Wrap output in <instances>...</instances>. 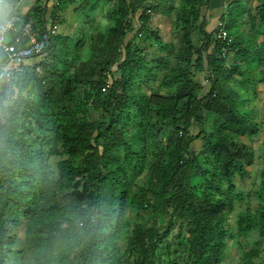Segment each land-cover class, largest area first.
<instances>
[{"label":"trees","instance_id":"trees-1","mask_svg":"<svg viewBox=\"0 0 264 264\" xmlns=\"http://www.w3.org/2000/svg\"><path fill=\"white\" fill-rule=\"evenodd\" d=\"M159 4L93 0V7H73L79 27L87 25L76 37L53 33L54 19L47 29L48 11L38 3L26 10L49 40L38 63L13 81V99L0 101V264H16L30 250L32 264H222L231 239L252 242L237 264H264L254 260L264 241V169L255 208L237 213L233 232L226 227L242 199L235 180H244L255 157L240 137L254 135L259 124L237 102L255 79L264 85V39L257 45L252 33L238 30L243 0H229L220 17L229 39L222 55L218 25L208 31L202 11L208 0H179L178 42L165 44L159 29L148 28ZM107 6L101 32L93 14ZM251 22L253 33L264 35V0H255ZM129 35L163 53L146 60ZM204 72L206 93L195 80ZM50 157L59 158L55 170ZM130 207L166 214L165 230L130 223ZM22 226L17 244L13 231ZM174 228L172 245L165 238Z\"/></svg>","mask_w":264,"mask_h":264},{"label":"rangeland","instance_id":"rangeland-1","mask_svg":"<svg viewBox=\"0 0 264 264\" xmlns=\"http://www.w3.org/2000/svg\"><path fill=\"white\" fill-rule=\"evenodd\" d=\"M4 1V0H3ZM8 1V0H5ZM17 0H13V2H16ZM179 0H160V4L158 5V8L156 12H154L153 15H151L150 22L148 24V28L150 29H159L160 36L162 37V43H177L178 39V33L174 29V19H175V11L174 7L178 4ZM1 4V3H0ZM73 7H69L66 11H64L62 14L57 15L56 19V34L63 35L66 37H76L78 34H82L85 29H87V25L79 27L78 24V13H74L72 11ZM111 6L107 7H101L97 10L96 13L93 14V20H94V26L97 27L98 31L104 32L107 26V12L110 10ZM171 8V9H170ZM173 8V10H172ZM163 10L164 12H161ZM224 10L227 11V7H224ZM50 24V23H49ZM238 30L243 32V30L248 31L249 33H252V37L254 39V42L259 45L263 39L264 35L258 34L257 32H254V24H252L251 20L249 21L248 26L245 27L240 26L239 23L237 24ZM263 27H260V30H262ZM177 33V34H176ZM245 33V32H243ZM129 35L127 38V41L130 42L131 49H133L134 46H137L138 48L143 47V53L145 55V59L148 61H152L155 58L161 56L163 52L155 51L151 45L152 42H149L147 40H140L138 38H130ZM233 39V37H232ZM131 40V41H130ZM122 49L120 48L119 51H117L118 55H122ZM89 55V50H85L83 53L84 58L86 59ZM41 58L36 59L34 61L37 62ZM232 56H230L227 59V65H230L232 63ZM30 68V66H28ZM27 67V68H28ZM256 73H258V70H255ZM207 73H197L195 75V80L201 85L202 87V93H206V91L209 89V82L206 79ZM255 83H250L249 90L251 88L253 89L250 91L249 94L246 96H241L242 98L240 101L237 102V106L241 110L247 111V114L253 118L259 125L257 132L250 136H244L240 137V140L247 144L253 151L255 152V157L253 164L248 167V172L246 174V177L244 180L239 181L236 179L235 184L236 188L239 192L242 193V199L238 201L235 205V209L233 213L227 218L226 221V227L229 229V231L235 230V222H236V215L240 210H243L245 207H249L251 209L255 208L256 206V200L254 198V191L257 188L258 182H259V174L261 170L264 169V85H261L257 83L256 79L254 80ZM232 89L239 90V85H236L234 83L233 85H230ZM24 94H27V91L24 92ZM198 132L196 127H191L189 130V134L196 135ZM201 140H195L190 145V148L194 151L199 150L201 146ZM59 158L57 157H50L48 160V163L52 170H55V166ZM125 218L130 222H141L146 223L148 226L154 225L159 231H164L167 225L168 216L166 214H160L158 217H154L149 210H143V209H136V208H129L127 209ZM23 226L19 227L13 233L16 236V243H21L23 239ZM177 233V228H174L172 232L168 235V237L165 238V242L172 243V245L175 243V235ZM256 239V238H254ZM252 248V242L251 240L248 241H240L236 239L227 240V250L226 254L223 258L222 264H237L240 261V258L242 254L249 249ZM259 249V257L260 259H254L257 263H262L264 261V241H262L261 245L258 247ZM36 259V256L32 250L25 252V254L22 256V260L16 264H32L34 260ZM75 261H78V259L75 258ZM13 264V263H12Z\"/></svg>","mask_w":264,"mask_h":264},{"label":"built area","instance_id":"built-area-1","mask_svg":"<svg viewBox=\"0 0 264 264\" xmlns=\"http://www.w3.org/2000/svg\"><path fill=\"white\" fill-rule=\"evenodd\" d=\"M20 5L21 0H17L6 19L0 20V101L3 103H9L14 97L13 94L9 97V84L13 87V81L21 77L28 66L38 63L34 61L44 55L49 40L48 31L34 29ZM218 28L214 37L223 43L221 52L224 55L229 39L221 23ZM10 66L15 69L12 73H9ZM39 69L37 66L36 70ZM0 121H3L1 106Z\"/></svg>","mask_w":264,"mask_h":264},{"label":"crops","instance_id":"crops-1","mask_svg":"<svg viewBox=\"0 0 264 264\" xmlns=\"http://www.w3.org/2000/svg\"><path fill=\"white\" fill-rule=\"evenodd\" d=\"M0 3H1L0 4V20H5L11 10L12 5L15 2H13V0H8V1L0 0ZM35 3H38V5L46 8L48 11L46 12L44 16L47 29L51 27V25L49 24L52 22L51 20L54 19L55 21L57 19L56 18L57 15L60 14L59 13L54 16L51 15L50 13L51 7H68V8L69 7H79V6L80 7H93V0H89L85 4H82L81 1L79 0L78 1L74 0L73 2H68L63 5H61V2L59 4V0H21L20 10L22 12H26V10L29 7L33 6ZM228 3H229V0H208V6H207L208 8L206 10L205 9L202 10L203 13L206 14L207 19H209L207 23L208 31L215 29L216 25L221 23L220 17L226 12L224 10V7H227ZM242 6L245 8H244V12H242L239 15L238 23L240 26L245 27L246 25L248 26L249 21L251 20V16L254 14L255 0H243ZM56 25L57 24L53 25V28H52V31L55 34H56V31L54 28H56ZM243 32L248 33V31L246 30H243Z\"/></svg>","mask_w":264,"mask_h":264},{"label":"clouds","instance_id":"clouds-1","mask_svg":"<svg viewBox=\"0 0 264 264\" xmlns=\"http://www.w3.org/2000/svg\"><path fill=\"white\" fill-rule=\"evenodd\" d=\"M15 71V69L13 68V67H9V73H12V72H14ZM15 90L13 89V87L11 86V84H9V86H8V93H9V97H11V95L13 94V92H14Z\"/></svg>","mask_w":264,"mask_h":264}]
</instances>
